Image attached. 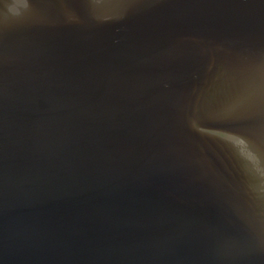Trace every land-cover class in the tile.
I'll return each mask as SVG.
<instances>
[{
  "label": "water",
  "instance_id": "95a60500",
  "mask_svg": "<svg viewBox=\"0 0 264 264\" xmlns=\"http://www.w3.org/2000/svg\"><path fill=\"white\" fill-rule=\"evenodd\" d=\"M0 264H264V0H0Z\"/></svg>",
  "mask_w": 264,
  "mask_h": 264
}]
</instances>
